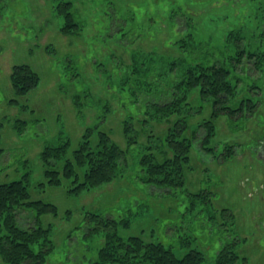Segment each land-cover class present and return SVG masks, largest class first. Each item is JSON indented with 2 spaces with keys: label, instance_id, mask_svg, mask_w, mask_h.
I'll list each match as a JSON object with an SVG mask.
<instances>
[{
  "label": "rangeland",
  "instance_id": "1",
  "mask_svg": "<svg viewBox=\"0 0 264 264\" xmlns=\"http://www.w3.org/2000/svg\"><path fill=\"white\" fill-rule=\"evenodd\" d=\"M54 3L0 0V183L28 172L30 198L56 205V214L40 217L43 225L51 224L54 244L43 264H94L103 233L84 236L86 212L126 215L130 223L120 227L121 236L160 241L178 257L200 250V264H214L222 244L244 237L238 264L241 258L264 264V0H76L72 11L81 28L73 34L60 32ZM235 39L253 57L236 69L229 60ZM216 56L230 67L228 79L237 90L231 108L250 98L254 112L244 118L220 114L213 148L207 150L200 145L201 131L195 139L192 134L210 116L212 100L202 99L198 89L180 88L182 112L198 110L188 115L185 130L192 145L184 185L145 184L138 176L140 145L147 144L148 131L158 144L170 123L136 112L141 103L135 93L163 91L170 99L188 67ZM21 63L31 66L39 81L16 94L9 74ZM18 118L27 122L22 133L11 127ZM126 119L142 132L133 146L123 135ZM87 130L91 142L98 130L105 131L128 151L126 167L110 181L69 195L71 178L61 177L58 186L46 182L40 152L68 140L66 157H71ZM225 144H233L234 154L222 160ZM224 208L233 216L223 218ZM20 217L25 218L18 219L20 225H31L24 212ZM0 264H5L1 257Z\"/></svg>",
  "mask_w": 264,
  "mask_h": 264
},
{
  "label": "trees",
  "instance_id": "2",
  "mask_svg": "<svg viewBox=\"0 0 264 264\" xmlns=\"http://www.w3.org/2000/svg\"><path fill=\"white\" fill-rule=\"evenodd\" d=\"M55 13L61 17L62 25L60 32L73 34L80 30L81 26L76 22L72 11L73 2L76 0H54ZM235 56L229 60L234 68L245 63L244 60H252V53L245 51L243 46H238V40L234 42ZM193 57L198 55L192 53ZM216 55V54H214ZM230 67L224 63V59L216 56L208 63L196 61L192 67H188L183 79L173 85L170 99L163 91L155 93H135L140 99L137 111L145 110L146 118H153L157 122L166 119L170 125L158 144H152L153 134L148 131L147 144H141L143 149L138 158L139 180L145 184L166 188L180 187L184 185L185 171L190 168L189 151L192 138L185 135L187 129L188 115L198 110H181V102L185 99L180 94V88L185 91L198 89L202 99L211 98V114L208 118L198 123L197 129L193 131V138L200 135L199 141L202 148L211 150L210 139L215 134L216 118L220 115L232 117L237 113L238 117L244 118L247 114L254 112V100L247 98L239 101L236 107L231 108L229 100L236 94V87L229 81ZM236 69V68H235ZM13 91L16 94H25L34 88L39 81V76L28 64L21 63L12 66L9 74ZM15 99L9 103L14 104ZM248 102V104H245ZM175 114L173 120L170 116ZM142 124L147 119L141 120ZM27 122L21 119L13 120L11 127L16 133H22ZM196 131H201L200 134ZM134 129L129 119L123 121V135L129 146L136 145L139 133ZM90 131L83 135V140L72 151L71 157H66L69 149V141L65 140L58 145H45L40 152L43 162V176L49 185H62V178L70 179L71 185L66 188L69 195L79 194L100 183L112 180L118 172L126 167L128 151L119 147L105 131L98 130L97 140L91 142L88 138ZM142 133V132H141ZM0 148V157L3 155ZM233 153V144H225L220 155L222 160L229 158ZM63 161L60 169L57 163ZM29 173L22 177L0 183V257L5 264H43L47 255L53 250L54 244L50 239L52 226L50 223L43 225L41 215L46 213L56 214L57 207L53 203L42 200H33L28 191ZM193 194L194 196L201 195ZM222 216L232 217V212L222 209ZM25 213L31 225L19 224L21 213ZM32 215L29 216V213ZM19 219V220H18ZM27 221V223L29 222ZM87 224L84 236H91L97 232L103 233V242L97 250V258L94 264H200L204 259L202 251L191 249L183 256L178 257L173 250L164 243L147 242L138 235L123 237L119 234L120 227L128 226V216L114 217L102 215L97 212H86L83 217ZM23 224V222H22ZM245 238L237 236L225 242L216 251L214 264H238L240 259L237 246ZM246 259L241 258L245 264Z\"/></svg>",
  "mask_w": 264,
  "mask_h": 264
}]
</instances>
